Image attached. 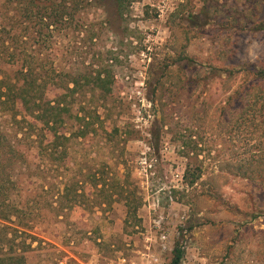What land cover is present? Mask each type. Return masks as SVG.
I'll use <instances>...</instances> for the list:
<instances>
[{"label": "rangeland", "instance_id": "obj_1", "mask_svg": "<svg viewBox=\"0 0 264 264\" xmlns=\"http://www.w3.org/2000/svg\"><path fill=\"white\" fill-rule=\"evenodd\" d=\"M84 22V33L59 35L62 63L98 64L114 93L81 100L94 117L63 171L81 181L77 206L40 235L51 243L43 258L57 248L60 264H166L180 242L183 264H264V82L247 92L264 69V31L251 27L264 24V0H138L124 18L107 0ZM188 165L202 172L193 186Z\"/></svg>", "mask_w": 264, "mask_h": 264}, {"label": "trees", "instance_id": "obj_2", "mask_svg": "<svg viewBox=\"0 0 264 264\" xmlns=\"http://www.w3.org/2000/svg\"><path fill=\"white\" fill-rule=\"evenodd\" d=\"M106 1L0 0V264H60L67 257L56 248L44 260L43 244L51 243L48 236L40 235L54 231L51 225L63 224V213L77 206L72 195L79 194L81 181L72 183L74 179L63 171L71 163L72 136L85 138L88 128L82 122L94 117L88 116L81 100L96 94L113 96L114 82L111 72H103L98 64L75 70L64 65L58 37L63 31L84 33L87 9L100 11ZM111 1L124 18L138 0ZM251 27L264 31V24ZM85 31L92 38L97 35L94 29ZM253 75L257 84L247 90L251 94L264 82V69ZM97 109H93L95 115ZM70 122L77 127L71 135L67 132ZM201 177L200 168L188 165L183 183L193 186ZM102 185L105 192L106 184ZM115 188L110 189L109 199L115 196ZM127 200L128 213L136 217L137 207L132 210ZM99 239L94 238L92 245L98 246ZM185 254L177 242L166 264H183ZM76 258H69V263L86 261Z\"/></svg>", "mask_w": 264, "mask_h": 264}, {"label": "built area", "instance_id": "obj_3", "mask_svg": "<svg viewBox=\"0 0 264 264\" xmlns=\"http://www.w3.org/2000/svg\"><path fill=\"white\" fill-rule=\"evenodd\" d=\"M177 179H180V175L179 174H176L175 176ZM160 243H161V250L163 252H167L169 251V246H168V237H167V234L166 233H162L160 235ZM145 264H165V262H163L159 257H156L154 255H149L148 257V260L146 261Z\"/></svg>", "mask_w": 264, "mask_h": 264}]
</instances>
